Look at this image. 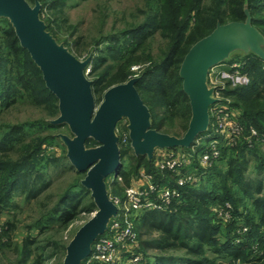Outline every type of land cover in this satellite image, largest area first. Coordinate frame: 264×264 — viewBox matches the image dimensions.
<instances>
[{
  "label": "trees",
  "instance_id": "obj_1",
  "mask_svg": "<svg viewBox=\"0 0 264 264\" xmlns=\"http://www.w3.org/2000/svg\"><path fill=\"white\" fill-rule=\"evenodd\" d=\"M50 1L51 8L61 5L60 0ZM145 2V18L138 24L123 30L125 33L133 32L136 36L133 44L121 52L125 60L112 76L105 71V74L93 80L92 85L97 90L100 87L106 90L115 83L128 80L132 74L131 66L139 62H150L153 64L151 68L159 71V75L170 77L177 74L182 81L179 67L192 44L209 34L217 23L245 20V7H248L252 15V23L264 34V0H145ZM7 24L8 27L3 29L0 35L2 37L0 41V103L9 106L16 101L17 96L13 94L12 87L13 80H16L20 90L27 93L31 99L39 101L41 98L49 104L53 103L54 108L58 109V104H55L58 99L47 88L42 71L31 58L29 51L21 46L9 20ZM155 30H160L167 39V45L162 50L159 61H153L150 51L146 53V40ZM139 51H142L141 55L138 54ZM249 53L252 58L244 66L251 75V81L248 85L239 87L233 92L246 99L251 97L261 99L262 102L264 100V61L255 53ZM142 79L136 81V87L150 108L152 118L155 120L153 127L169 133L171 131L164 129L167 115L176 116L181 113L182 127L187 129L191 107L182 84L176 90H170L165 80L157 79L156 82L160 86L155 88V91L151 87L147 88ZM147 95L156 98L154 104L149 105ZM243 118L248 126H256L258 129L261 138L259 142L261 141V146H263L260 148L262 156L257 169L258 172L264 171V106L257 109L253 106L244 108ZM28 125L29 123L11 125L5 122L0 123V150L2 152L0 154V212L5 206L13 205L12 197L16 191H26L30 198L42 186L48 184L44 176L43 164L40 163L44 169H39L37 164L32 162L40 151L42 140L40 137L30 141L26 140L27 130L25 129ZM49 137L56 136L51 134ZM16 146L20 148V153L13 158L8 152ZM224 150L225 148H222V153ZM239 151L241 156L230 157L227 170L211 168L209 170L211 175L205 176L199 186L184 187L180 199L174 201L168 209L143 210L135 217L134 228L144 255V258L140 260L141 264H210L208 252L211 249L221 258L238 259L247 254V246H250L247 240L239 244L231 239L219 242L216 232L220 228L214 222V215L209 210L210 204L216 200H232L236 197L234 200L237 205L244 195L252 194L253 206L261 212L260 219L264 222L263 180L255 179L248 182L245 175L248 148L243 145ZM121 156L129 161V166L119 169L118 174L114 175L112 182L109 183V186L115 190H120L122 183L125 186L130 185L132 175L138 173L141 167L155 172L157 177L161 175V172L153 167L151 160L135 154L130 145L121 148ZM221 156L220 161L223 159ZM236 162H239L237 166ZM169 174L165 172L166 178ZM118 176H122L123 182L117 180ZM217 176L218 183H212ZM76 185L80 186V190L74 189L75 185L72 184L58 196L49 212V219L66 224L75 218L81 205V191H89L81 182H77ZM237 192L242 193L243 196L234 195ZM252 192L255 194L253 195ZM248 224L253 228L252 222ZM14 228L15 225L7 221L0 231V240L4 237L8 240L7 245H11ZM256 231L252 229L249 235L257 236V239L262 240L261 250H264V234L259 232L257 235ZM35 243V238L29 236L21 244L16 245L17 256L12 263L47 264V259L52 254L47 250L48 245L54 244V248L62 246L63 251L66 247L65 244L49 242L47 246L42 245L39 248L34 245ZM180 250L183 252L178 253ZM260 256L262 257L251 264H264V253Z\"/></svg>",
  "mask_w": 264,
  "mask_h": 264
},
{
  "label": "rangeland",
  "instance_id": "obj_2",
  "mask_svg": "<svg viewBox=\"0 0 264 264\" xmlns=\"http://www.w3.org/2000/svg\"><path fill=\"white\" fill-rule=\"evenodd\" d=\"M31 5H34L36 1L41 3V18L47 24L48 30L59 41L64 43L77 57L85 59L89 55L91 56L90 64L87 68V76L92 80H96L101 74H105L106 71L109 76H112L122 65L125 60L121 56V52L124 48L131 46L136 36L133 32L125 33L123 30L127 27H132L138 24L145 18V0H60L61 5L57 8H51L50 0H28ZM6 17H0V35L3 29L8 27ZM2 41V37H0ZM147 51H150L153 61H159L162 56V50L167 45V39L161 34L160 30H155L146 40ZM139 55L142 51L138 52ZM252 58L251 53L246 54L243 50H234L230 55L220 64L215 66L211 70V74L208 78L210 86L218 87L217 97L221 99L220 105L224 108H228L229 117L237 122L241 127L234 134L232 142H226L229 144L221 145L219 148H225L222 153L223 159L217 160L208 168L200 169L198 172L199 180L196 183L189 185L199 186L201 182L208 176L210 169L217 167L227 170L228 161L230 157L241 156L240 149L243 145H246L248 151L246 156L248 162L245 163V175L248 182L250 180L262 179L264 186V171L258 172L259 159L261 158V139L256 126H248L244 122L243 111L244 108L251 106L261 108L264 106V100L255 99L251 97L246 99L236 95L233 91L239 87L246 86L251 81V75L245 68V64ZM103 59V60H101ZM150 62L134 63L131 66V72L129 78L138 77L143 78L144 85L147 88L151 87L152 90L160 86L156 80H165L170 90H176L182 84L178 75L172 76L159 75V71L154 70ZM31 78H33L31 76ZM34 79V78H33ZM18 82L13 80V94L17 96L16 101L9 106L4 103H0V123L6 124H19L29 123L25 130H27L26 140L30 141L34 138L42 140V145L39 153L33 158L34 163L37 164L39 169H44V176L48 180V184L42 186L35 195L30 198L27 196L26 191H16L12 197L13 205L5 206L0 212V231L2 226L6 225L7 221L12 222L15 225L12 231V244L7 245L8 240L3 237L0 240V264H13L12 261L16 258L15 246L21 244V242L27 237L31 236L35 238V246H42L50 243H60L67 245L71 238L74 236L77 229L86 222L94 213L93 208H96L91 191L82 190L81 205L77 210V214L74 219L66 224L58 223L49 219V212L57 201L58 196L74 184V189L80 190V186L76 185L77 182H81V179L85 176L86 172H78L67 157V147L63 140L57 135L59 132L73 135L69 126L63 124H53L50 119L56 118L59 115V108L55 109L52 104L47 101H39L31 99V97L20 90ZM116 84V83H115ZM114 85V84H113ZM93 87V85H92ZM107 90V89H106ZM103 88L97 90L93 87V92L96 100L101 102L104 92ZM145 90V89H144ZM149 105L155 103L154 97L147 95ZM58 104V101L55 103ZM54 104V105H55ZM251 105V106H249ZM161 110V108L159 109ZM179 113V112H178ZM177 113V114H178ZM179 113L176 116H169L165 120L164 129H167L177 136H182L185 133V128L182 127L183 118ZM53 124L51 126L49 123ZM152 126L155 124L154 118H151ZM189 122V121H188ZM213 122H217L213 119ZM188 126V125H187ZM256 131V134L254 131ZM117 134L120 137V149L127 146L121 139L125 135H129L128 119L123 118L117 124ZM56 137L51 138L49 135ZM221 140V137L220 139ZM224 140V142H225ZM131 141V139H130ZM87 146H96L93 138H89L86 142ZM190 149L191 147H176ZM160 148H156L151 160L153 167L156 169L155 160L159 153ZM133 150V149H132ZM134 152V151H133ZM190 152V151H188ZM11 157L15 158L20 153V148L17 146L9 149ZM0 154H2L0 150ZM221 156V157H222ZM147 157V156H145ZM57 158V159H56ZM148 158V157H147ZM237 158V157H236ZM123 159V158H122ZM240 158H238L239 160ZM241 160V159H240ZM188 165L185 166V172L196 173V153H190L187 159ZM240 162V161H239ZM239 162H236V166ZM129 161L123 159V163L120 169L128 168ZM237 169V168H236ZM147 171L145 167H141L138 173L133 174L131 177L130 185H137L143 179H140L141 171ZM219 171V169H218ZM171 181L175 179L174 174H169ZM114 178L112 174L108 182L111 183ZM120 182H123V178L118 176ZM206 181V180H205ZM215 181V182H214ZM218 176L212 183H218ZM211 183V184H212ZM40 184V182L38 183ZM128 185V186H130ZM124 183L121 184L120 190H115L109 186L110 197L122 200L125 197L126 188ZM186 187V186H185ZM253 195L255 194L252 192ZM183 194V189L181 196ZM236 196L242 195L237 192ZM251 195H244L243 198L235 204L236 197L232 200H216L209 206V210L214 215V222L219 225V230L216 232V237L219 242H223L227 239H231L234 243L239 244L241 242H249L250 246H247V254L238 259L221 258L217 255L213 249L208 252L210 258V264H251L258 260L264 250H261L262 240L257 239V236L249 235L250 232L257 230V235L264 234V222L261 221V212L256 210L253 206ZM176 201L175 199L173 202ZM172 202V203H173ZM225 202L231 204V208L225 207V210L220 213L221 208ZM95 204V203H94ZM142 211L138 212L140 214ZM253 223V228L248 223ZM256 225V226H255ZM247 229L244 230L243 227ZM259 228V229H258ZM135 232V233H134ZM132 240L124 248L120 255V261L125 264H141L140 262H129L131 255L139 254L144 258L143 252L140 247L139 238L134 228ZM252 239V240H251ZM250 240V241H249ZM50 242V243H49ZM47 246V245H46ZM48 252H52L47 259V264H60L63 263L64 256L66 254L63 251L62 246L54 248V244L48 245ZM209 250V249H208ZM183 252L182 250L178 253ZM84 264H103L100 261L87 262Z\"/></svg>",
  "mask_w": 264,
  "mask_h": 264
},
{
  "label": "water",
  "instance_id": "obj_3",
  "mask_svg": "<svg viewBox=\"0 0 264 264\" xmlns=\"http://www.w3.org/2000/svg\"><path fill=\"white\" fill-rule=\"evenodd\" d=\"M40 11L39 1L31 5L28 0H0V17L9 19L21 46L29 51L47 88L58 99L59 115L50 122L67 124L73 134H57L67 147L66 155L78 172H86L81 183L91 191L96 208L66 245L63 259V264H83L93 243L118 213L108 182L123 163L118 122L128 119L132 149L148 159L153 158L156 148L191 147L207 132L210 108L217 101L214 87L208 83L210 69L238 49L253 52L264 61V34L252 23V15L245 7V20L217 23L209 34L192 44L179 67L191 117L185 133L177 136L152 126V114L136 87V76L110 86L98 103L86 72L91 56L80 59L59 42L47 29ZM89 138L97 145L87 146Z\"/></svg>",
  "mask_w": 264,
  "mask_h": 264
},
{
  "label": "built area",
  "instance_id": "obj_4",
  "mask_svg": "<svg viewBox=\"0 0 264 264\" xmlns=\"http://www.w3.org/2000/svg\"><path fill=\"white\" fill-rule=\"evenodd\" d=\"M215 66L210 69L208 78ZM212 87H214L213 95L217 101L210 108V123L207 132L200 135L190 149H159L155 166L161 175L157 177L153 171H141L140 179L143 181L137 185L128 186L122 200H114L118 205V213L110 219L107 230L93 243L87 262L100 261L103 264H125L120 261V255L134 235V215L143 210L168 209L174 199H180L182 189L185 186L199 180L201 173L198 170L208 168L220 158L222 148L219 147L232 142L234 134L237 131L239 133L241 126L229 117L228 108H223L220 105L221 99L216 96L219 88ZM213 119H216L217 122H213ZM253 131L256 134V131ZM220 137L221 140H219ZM121 142L132 147L129 135H125ZM190 153H196V173L185 172ZM166 171L174 174L175 179L173 181L170 177L166 178ZM119 177L122 178V176ZM225 207L231 208V204L225 202L221 208V214H223L222 211L225 210ZM243 229L246 230L247 227L244 226ZM141 259V255L134 254L128 261L135 263Z\"/></svg>",
  "mask_w": 264,
  "mask_h": 264
}]
</instances>
